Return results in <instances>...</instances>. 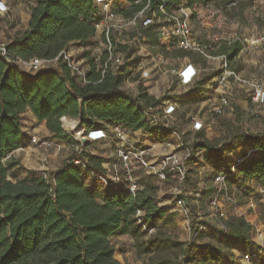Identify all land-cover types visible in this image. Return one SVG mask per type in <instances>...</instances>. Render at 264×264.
Wrapping results in <instances>:
<instances>
[{
  "label": "trees",
  "instance_id": "trees-1",
  "mask_svg": "<svg viewBox=\"0 0 264 264\" xmlns=\"http://www.w3.org/2000/svg\"><path fill=\"white\" fill-rule=\"evenodd\" d=\"M128 1V7L116 9L124 17L134 15L147 4V0ZM208 1L188 0V5ZM165 2V9L170 10L177 8L180 0ZM160 3L161 0H149L146 14L158 12ZM95 10L94 0H37L30 9L27 29L8 42L7 50L22 59H52L70 42L85 43L95 37ZM152 26L140 27L143 32L149 31L152 43L164 52L170 47L177 56L192 57L190 50L177 48L173 42L159 43ZM218 48L216 52L230 60L237 55L240 44L222 43ZM105 56L102 53L86 61L89 70L85 84L75 80L61 60L58 67L27 77L0 57V264H121L109 239L112 234L123 231L134 237L153 229L157 221L174 222L173 215L157 203L158 187L152 177H147L134 194L111 186L100 190L97 183L88 185L86 172L71 163L48 177L33 173L28 180L9 178V168L16 161L7 155L26 138L20 123V114L26 109L44 122L56 140L72 137L61 127L62 116L78 118L86 129L119 123L133 131L142 130L157 141L167 136L151 126L143 113L163 98L154 99L142 89L135 95L123 92L121 69L102 72ZM198 62L191 60L194 65ZM253 138L257 139L250 141V152L246 150L240 156L243 160L234 166L227 180L233 183L239 176L243 180L255 179L264 190V136ZM197 146L204 149L206 162L217 168L228 165L221 147L208 148L202 143ZM77 156L102 169L100 157L85 152ZM232 164L228 165L229 173ZM260 215L264 221V206ZM225 227L220 245L195 241L182 244L156 231L145 243L147 250L154 252L150 262L175 264L168 259H153L155 253L175 248L181 256L178 264L191 262L193 252L199 253L198 264H220L224 257L231 256V245L240 244L243 251L256 246L255 227L243 216L228 217ZM233 248L240 249L239 245Z\"/></svg>",
  "mask_w": 264,
  "mask_h": 264
},
{
  "label": "rangeland",
  "instance_id": "rangeland-1",
  "mask_svg": "<svg viewBox=\"0 0 264 264\" xmlns=\"http://www.w3.org/2000/svg\"><path fill=\"white\" fill-rule=\"evenodd\" d=\"M125 1L120 0L122 6L125 5ZM115 2L113 4L117 6ZM177 8L178 17L187 25L189 37L196 44L211 48L212 50H208L209 54L217 53L224 38L264 32V0H209L205 4L193 5H188V0H180ZM177 8L172 7L170 10ZM138 24L127 26L119 36L116 35L120 41L126 42L121 44L125 47H121L120 44L117 46L123 54V63L118 67L124 74L120 89L134 95L142 89L154 99L163 98L155 106L156 111H162L167 103H175V110L171 114L169 125L178 133V141L182 142L185 147H178V154L187 166L188 173L186 180L181 184L174 175H169L164 182H158L155 177L151 178L158 187L156 193L158 205L163 207L166 213L173 215L174 222L163 224L157 221L151 232H140L134 237L123 231L112 234L109 239L115 246V257L121 264H151L150 258L154 252L147 250L145 243L147 237L156 231L171 236L182 244L195 241V243L220 245L225 220L232 215L243 216L246 221L264 233V221L260 215L264 206V194L261 192L262 187L255 179H253V184L246 182L250 179L243 180L241 176L233 183L230 179L227 180L230 185L228 192L233 197V201H227L223 197L219 198L224 213L222 218L216 219L212 216L213 209L208 201L215 191V174L219 171H229L228 165L234 163L235 159L250 147V141L257 139L253 137L264 136V105L253 104L249 99L246 86L233 82L229 89L231 112L221 116L213 114L208 110L206 99L211 92L209 85L221 67L220 59L200 56L198 51L191 49L189 50L192 57L177 56L170 47L167 48L166 53L160 49L158 44L152 43L148 37L149 31L143 32ZM153 28L154 26L151 30L155 33ZM136 35L140 36L141 43L146 50L144 54H138L131 42L133 36ZM103 49L101 37L97 33L96 37L90 39L81 48L75 49L71 54L77 60L85 59L82 60L84 63L90 57H96ZM192 58L199 62L195 67L193 66L197 67V71L190 76L191 71L187 67L192 65ZM228 64L245 78H255L264 83V45L258 46L249 53L239 50ZM53 67H58V62L50 66V68ZM182 76L184 79H188L189 76L190 78L183 82ZM194 117L200 119L203 125L198 130L193 129L192 118ZM72 119L77 120L78 118ZM20 123L26 138L21 147L10 153L16 161L14 166L9 168L11 180H28L33 173H45L48 177L50 173L57 172L67 165L76 155L79 146L72 138L74 136L71 133L70 124L66 121L67 128H63L70 137L72 136L66 140L53 139L44 122H41L43 127H39V123L32 119L31 114L20 116ZM76 130L77 126L72 128V132ZM34 133L38 137L49 138L52 145L35 149L28 142L29 135ZM167 139L173 142L174 137L167 136L159 141L166 143ZM198 143L208 148L221 147L227 157L228 165L221 164V167L217 168L206 162L204 149L198 147ZM86 150L89 153L94 151L104 154L105 157L111 153L108 147L102 144L96 146L95 143H90ZM187 152L190 153L189 156H186ZM136 174L142 181L148 177L143 174V171H136ZM87 184L94 185L95 182L87 179ZM97 184L100 185V183ZM176 188L181 189L184 203L188 207L187 214L182 213L181 208L176 204ZM251 201L254 204L253 207L249 205ZM202 223H206L208 227L197 232V227ZM233 245L230 246V250L235 254L234 259L231 254L229 257H224L226 260L224 261L223 258L220 264H239L238 253L242 249L239 246L240 249L237 251ZM178 258L181 259L178 250L171 248L155 253L153 259L158 261L168 259L178 264ZM198 259L199 253L193 252L191 262L187 264H198ZM260 261L264 264V252Z\"/></svg>",
  "mask_w": 264,
  "mask_h": 264
},
{
  "label": "built area",
  "instance_id": "built-area-1",
  "mask_svg": "<svg viewBox=\"0 0 264 264\" xmlns=\"http://www.w3.org/2000/svg\"><path fill=\"white\" fill-rule=\"evenodd\" d=\"M114 1H116L115 3L117 6L113 4ZM126 2V7H128L130 3L128 0H126ZM165 3V0H161L158 6L159 11H154L150 15H147L148 0L147 4L134 15L124 17L116 11L117 8H123L120 0H94L96 7L93 13L95 37L97 33H99L104 46L103 51L98 55L102 53L106 55L102 72L109 70L114 73L119 70L118 67L123 63V54L117 49V46L119 44H125L126 42L123 43L120 41L116 35L119 36L127 26L131 27L136 23H139V28L153 25L154 34L159 43L173 42L174 46L177 48L196 50L207 58L220 59L221 67L218 74L212 79L209 85L211 92L206 99L208 110L213 114L221 116L231 112L232 107L229 98V89L233 82H238L246 86L249 91V99L253 104L257 106L264 105V83L240 76L235 70L230 68L228 64L229 60L225 54L213 56L208 53L205 46L193 42L188 35L189 32L185 21L178 17V8L176 10H167L165 9ZM8 11L9 7L0 0V14H6ZM131 40L137 53L144 54L146 50L141 43L140 36H133ZM8 42L9 41L0 38V57H2L8 65L17 69L23 76L32 77L40 73V71L48 69L52 65L54 66L61 60L65 62L70 75L73 76L75 80L81 84L88 82L87 72L89 66L87 62L83 63L82 59H75L67 50H62L52 59H43L39 57L22 59L8 52ZM225 42L229 44L238 42L240 44V51L249 53L258 46L264 45V32L226 38ZM159 58L161 57L159 56ZM187 68L190 69L191 76L195 71L193 69V64L189 65ZM189 78L184 79L182 76L183 82L189 80ZM175 106V103H167L162 111H156L155 107H147L143 110L151 126L156 127L163 133H167L168 137H174L173 142L167 139L168 141H166V143L151 138L142 130L133 131L119 123L86 129L79 119L74 120L77 123V130L76 132L71 131V133L79 149L68 163L80 165L86 172L87 179L91 182L100 183L103 187H116L132 194L141 188L143 183L140 177L137 176L136 171H143L144 175L155 177L158 182H164L168 179L169 175H174L180 184L183 183L187 178L188 168L178 154V147H185L182 142L178 141V133L171 129L169 125L171 114L175 110ZM66 119L73 120L68 116L60 117L62 128L66 127ZM192 121L193 129L198 130L203 126L198 118L194 117ZM28 142L32 144L35 149H42L52 145V141L49 138L38 137L35 133L29 135ZM90 143L102 144L111 151L108 157H105L104 154H100L101 156L99 157L102 159L100 162L101 170L90 165L87 158L82 159L77 156L82 152L88 153L85 149ZM21 146L22 145L19 147ZM249 152L250 150L247 149V153ZM189 155L190 153L187 152L186 156ZM9 156L10 153L7 157ZM242 160V157H237L235 159V163L231 165V173L219 171L214 176L215 191L209 197L208 201L213 209L212 216L216 219L224 217L219 198L223 197L227 201H233V197L228 192L230 185L227 182V178L232 175L234 166ZM42 175L46 176L45 173H42ZM175 190L177 191L175 193L176 204L181 208L182 213L187 214L188 207H186L184 203L181 189L178 190V188H176ZM261 192L264 194L263 189ZM249 205L252 207L254 206L252 201ZM207 227L208 225H206V223H202L197 227L196 231L200 232ZM223 228L224 230L222 232H225L226 228ZM148 231L151 232L152 229ZM263 234L264 233L260 229L255 227L256 246L250 251H239V264H261L260 258L264 252Z\"/></svg>",
  "mask_w": 264,
  "mask_h": 264
},
{
  "label": "crops",
  "instance_id": "crops-1",
  "mask_svg": "<svg viewBox=\"0 0 264 264\" xmlns=\"http://www.w3.org/2000/svg\"><path fill=\"white\" fill-rule=\"evenodd\" d=\"M2 1L9 7V11L5 15L0 14L1 22H2L0 24V38L3 39V40L11 41L15 37L21 35L22 32L27 29V27L29 25L30 16H31L30 9H31V7H33L36 4L37 0H2ZM126 5H127V2L125 1V5L122 6V7L124 8V7H126ZM225 39L226 38L223 39L222 43L226 44V45H229V43L225 42ZM87 42H85V43H87ZM85 43H81L80 41L70 42L68 44V46L66 47V50H67V52H69L71 54V53H73L75 51V49L81 48ZM209 49H211V48H209ZM211 54H212V52H211ZM212 55L213 56H218L220 54L219 53H216V54L214 53ZM216 59H218V58H216ZM82 60H85V59L82 58ZM193 66L195 67L196 65L193 64ZM196 68H193V69L195 71H197ZM230 68L235 70L232 67H230ZM235 71L238 73L237 70H235ZM238 74L240 75V73H238ZM240 76H242V75H240ZM242 77H244V76H242ZM255 80H257V79H255ZM29 114L32 115V119H34L37 123H39V127H43V123L39 122L34 117L33 113L29 109H26L25 111H23L20 114V116H23V115H28L29 116ZM44 130H46V129H44ZM95 144H96V146L99 145V143H95ZM85 151H87V150L85 149ZM87 152L89 153V151H87ZM90 154L93 155V156H96V157L101 156L100 153H97V152H94V151H90ZM246 182H251L253 184V179H250V180H248ZM103 188L104 187L102 185L99 186L100 190H102ZM234 245H239L241 247L240 244H234ZM241 249H242V247H241ZM232 256H233V259H234L235 254L232 253ZM224 260H226V258H224Z\"/></svg>",
  "mask_w": 264,
  "mask_h": 264
},
{
  "label": "bare ground",
  "instance_id": "bare-ground-1",
  "mask_svg": "<svg viewBox=\"0 0 264 264\" xmlns=\"http://www.w3.org/2000/svg\"><path fill=\"white\" fill-rule=\"evenodd\" d=\"M67 123L70 124V127H71V131H72V128L77 126V123L74 121V120H71V119H66L65 120ZM73 126V127H72Z\"/></svg>",
  "mask_w": 264,
  "mask_h": 264
},
{
  "label": "water",
  "instance_id": "water-1",
  "mask_svg": "<svg viewBox=\"0 0 264 264\" xmlns=\"http://www.w3.org/2000/svg\"><path fill=\"white\" fill-rule=\"evenodd\" d=\"M84 140V139H83Z\"/></svg>",
  "mask_w": 264,
  "mask_h": 264
}]
</instances>
